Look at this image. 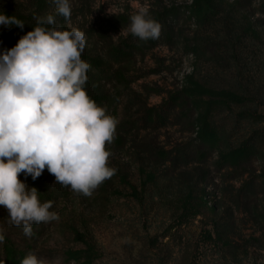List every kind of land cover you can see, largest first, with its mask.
Listing matches in <instances>:
<instances>
[{"label": "rangeland", "instance_id": "1", "mask_svg": "<svg viewBox=\"0 0 264 264\" xmlns=\"http://www.w3.org/2000/svg\"><path fill=\"white\" fill-rule=\"evenodd\" d=\"M191 1L138 0L153 17ZM136 2L70 0V23L85 33L82 53L106 64L94 74L104 95L99 105L118 120L106 144L115 174L91 196L56 183L47 168L36 180L28 176L26 183L38 188L41 201H53L51 210L60 218L34 223L29 237L8 223L7 209L0 206L6 238L51 264H77L68 252L87 244L94 250L93 264H264V0H225L205 24L182 12L168 19L173 39L166 37L169 24L163 22L155 45L128 31ZM0 11L34 20L52 14L54 26H69L54 0H0ZM125 39L136 41L137 49L120 58L112 47ZM18 40L0 25V50ZM189 76L246 97L220 109L213 120L225 134L224 146L248 139L256 144L259 152L249 163L221 166L219 152L203 146L190 124L196 113L182 115L180 107L166 104ZM148 173L155 179H147ZM19 178L25 179L22 173ZM189 192L207 197L213 208L197 216L185 213L181 202Z\"/></svg>", "mask_w": 264, "mask_h": 264}, {"label": "clouds", "instance_id": "2", "mask_svg": "<svg viewBox=\"0 0 264 264\" xmlns=\"http://www.w3.org/2000/svg\"><path fill=\"white\" fill-rule=\"evenodd\" d=\"M54 2L68 28L54 26V15L47 14L14 46L0 50V206L7 209L8 223L29 237L34 223L60 217L51 210L53 201H41L38 188L26 183L28 176L36 180L47 168L56 183L91 196L116 172L106 144L118 120L86 90L91 65L82 59L85 33L70 23V0ZM133 7L128 31L143 40L158 38L161 24L149 6L137 0ZM0 25L23 29L25 22L0 11ZM5 240L0 225V244ZM21 264L51 261L29 252Z\"/></svg>", "mask_w": 264, "mask_h": 264}, {"label": "trees", "instance_id": "3", "mask_svg": "<svg viewBox=\"0 0 264 264\" xmlns=\"http://www.w3.org/2000/svg\"><path fill=\"white\" fill-rule=\"evenodd\" d=\"M224 1L225 0H192L190 3L183 6L174 4L157 12L154 18L161 24L163 22H168L169 18L179 16L182 12H185L188 13L189 19L193 20L194 23L205 24L218 16L220 13L219 7ZM5 13L8 15H15L25 22L23 29L17 25H3L5 30L9 31V33H16L19 35V39L37 23V20L22 13L13 11H5ZM47 26L50 27V25ZM166 37L168 39H173L174 37L172 24L168 26ZM143 42L147 45H155L157 40L149 38ZM137 45L138 43L136 41L125 39L120 45L113 46L112 52L120 58L129 57L137 49ZM196 49L199 51V48ZM82 58L91 65L88 70L89 79L85 85L86 90L90 97L93 98L97 104H100L104 100V95L96 85L94 72L103 71L106 65L105 61L100 56L83 53ZM245 101L246 97L236 91L212 88L194 79L192 76H189V81L186 86H184L181 91L172 93L166 100V104L180 107L182 115L195 112L196 115L191 119L190 124L196 130L197 138L201 141L203 146L207 147L209 150H217L219 152L218 163L221 166L238 167L249 163L253 157L258 154L259 148L251 139L245 140L236 147L224 146L225 134L215 124L213 118L223 107L231 106L233 103L241 104ZM153 110V113L158 111L155 108ZM157 114L158 119H164L163 113ZM200 155L203 158L206 157L204 151H202ZM147 177V179L150 180L155 179V175L152 173H148ZM181 205L185 213L191 212L193 216L201 214L204 207L213 208L209 204L207 197L201 196L200 199H197L192 192H189L182 200ZM93 251V247L87 244L86 248L69 250L68 258L75 260L77 264H93L96 259ZM27 254V250L17 248L6 238L3 254L0 249V264H21V260ZM3 255L5 256L4 259Z\"/></svg>", "mask_w": 264, "mask_h": 264}]
</instances>
